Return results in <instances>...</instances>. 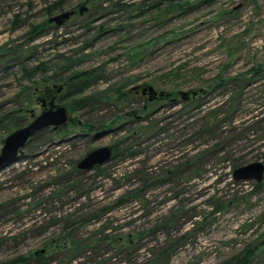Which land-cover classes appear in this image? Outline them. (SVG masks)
<instances>
[{"label": "rangeland", "instance_id": "rangeland-1", "mask_svg": "<svg viewBox=\"0 0 264 264\" xmlns=\"http://www.w3.org/2000/svg\"><path fill=\"white\" fill-rule=\"evenodd\" d=\"M59 107L0 170V264H264V0H0V151Z\"/></svg>", "mask_w": 264, "mask_h": 264}, {"label": "water", "instance_id": "water-1", "mask_svg": "<svg viewBox=\"0 0 264 264\" xmlns=\"http://www.w3.org/2000/svg\"><path fill=\"white\" fill-rule=\"evenodd\" d=\"M84 10V8H83ZM82 10V11H83ZM76 11H67L52 18L50 21L55 22L58 25L63 23L66 19L73 16ZM62 87L59 88V91ZM149 91L151 95H156L154 87L148 86L143 90V93ZM165 92H160V96L163 97ZM182 97H186V93H181ZM153 99V98H151ZM52 107L53 104H51ZM69 122V112L65 107H59L56 110H47L34 119L29 125L22 127L12 132L5 140V144L2 148L0 155V170L15 162L19 158V153L23 151V148L34 138V136L49 127L57 129ZM114 149L110 146L97 148L89 152L78 164V168L84 171H92L97 166H102L110 162L114 157ZM234 178L237 181L241 180H256L262 182L264 179V163L256 162L237 168L234 172Z\"/></svg>", "mask_w": 264, "mask_h": 264}, {"label": "trees", "instance_id": "trees-1", "mask_svg": "<svg viewBox=\"0 0 264 264\" xmlns=\"http://www.w3.org/2000/svg\"><path fill=\"white\" fill-rule=\"evenodd\" d=\"M60 9H62V5L60 3H57V2L52 4L50 6V8H49V10L51 12H55V11H58ZM24 70H25V74L27 75V74H30V73L35 72V71H41V68L40 67H35L31 71H28V70L26 71V69H24ZM84 76H85V74H84ZM84 76L76 75L74 77H71L69 79V82L66 83V85L69 86V84L72 83L73 78H76V80L80 79L81 80V82L79 84L80 87H79V89L76 90L75 93L76 94L77 93H82V91H84L83 90V88L85 87L84 85H86V82H89V77H84ZM44 93H46L45 94L46 96H50V92H44ZM92 100L93 99H91V98H77L75 100V104L77 103L76 107L79 108V107H82L84 105H91L92 102H93ZM2 121L3 120L0 121V128L4 127L3 126L4 124L1 126ZM87 126L91 130H93V128H94L92 125H87ZM61 132L66 134V133H68V129H66V127H65V129H63ZM61 132L57 131V134H61ZM238 166L239 165H235L234 168H237ZM255 252H256L255 250H251V251H247L246 253L239 254V255H237V256H235V257H233L231 259V263L230 264H253L252 263L253 259L256 256ZM51 261H52L51 258H47L45 253H41L40 252V253H38V255H33V256H30V257L19 256V257H16L15 259L10 260V261H8L7 263H4V264H27L29 262H31L33 264H50Z\"/></svg>", "mask_w": 264, "mask_h": 264}, {"label": "flooded vegetation", "instance_id": "flooded-vegetation-1", "mask_svg": "<svg viewBox=\"0 0 264 264\" xmlns=\"http://www.w3.org/2000/svg\"><path fill=\"white\" fill-rule=\"evenodd\" d=\"M49 91H50V96H46L47 98L48 97H52V98H54V95H55V93L53 94V92H54V90H50V89H48ZM51 91H52V93H51ZM139 91H137V93H138ZM143 95H147V92L144 94L143 93ZM41 96H42V93H41ZM38 99H40V96H39V98ZM65 126L66 125H63V126H61V127H59V128H57V129H54V127H51L52 129H54V130H59V131H61V129L63 130L64 128H65ZM20 128V127H19ZM7 138V137H6ZM6 138L3 140V146H4V144H5V140H6ZM3 148V147H2ZM1 151H2V149H1ZM1 151H0V155H1Z\"/></svg>", "mask_w": 264, "mask_h": 264}]
</instances>
